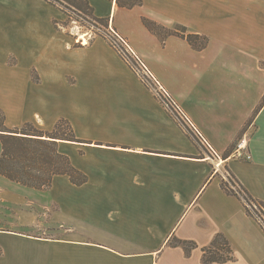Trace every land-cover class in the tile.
<instances>
[{
	"label": "crops",
	"instance_id": "0c3cea01",
	"mask_svg": "<svg viewBox=\"0 0 264 264\" xmlns=\"http://www.w3.org/2000/svg\"><path fill=\"white\" fill-rule=\"evenodd\" d=\"M85 1L164 84L161 73H198V90L183 83L189 91L175 95L181 106L168 94L228 174L264 202V0H140L132 9ZM64 17L47 0H0L4 123L50 131L67 120L79 142L60 141L58 152L86 177L75 186L56 176L40 191L0 176V264H202L217 234L234 258L221 264H264V231L222 187L223 168L102 38L74 46L55 25ZM142 18L182 25L208 44L160 41ZM240 136L249 161L232 158ZM174 239L197 248L186 254Z\"/></svg>",
	"mask_w": 264,
	"mask_h": 264
},
{
	"label": "trees",
	"instance_id": "16d2710c",
	"mask_svg": "<svg viewBox=\"0 0 264 264\" xmlns=\"http://www.w3.org/2000/svg\"><path fill=\"white\" fill-rule=\"evenodd\" d=\"M47 1L51 5L59 7L60 10L70 11L69 9H72L91 18L104 28L108 26L107 19H99L93 16L92 9L85 0ZM115 3L119 8L125 9L142 5L140 0H115ZM141 22L160 41H164L170 36L178 37L185 40L195 51L205 49L208 44V39L205 36L192 33L182 25L177 24L172 29H167L147 18H142ZM3 121L4 115L0 111V176L35 190L48 189L56 176L67 177L69 182L75 186H81L86 182V177L72 167L68 157L58 152L57 144L60 141L79 142L75 139L67 120L59 119L51 132L37 130L29 123H25L20 129L10 130L4 127ZM63 130L65 131L61 132ZM229 176L232 180L229 182L237 187L238 195L229 189L227 183L223 182L224 190L242 201L248 216L255 219V214L260 213L264 217V202L253 199L232 175ZM262 229L264 231L263 227ZM170 246L180 247L186 254L197 248L193 242L177 239L172 240ZM201 252L202 264H221L234 259L229 242L221 234H217L208 246L201 248Z\"/></svg>",
	"mask_w": 264,
	"mask_h": 264
},
{
	"label": "rangeland",
	"instance_id": "374dc122",
	"mask_svg": "<svg viewBox=\"0 0 264 264\" xmlns=\"http://www.w3.org/2000/svg\"><path fill=\"white\" fill-rule=\"evenodd\" d=\"M53 1H57V0H53ZM57 8L59 9V7H57ZM69 10L70 11H66V10H63V9L60 10V11H62L65 14V17L63 18L62 22H56L57 23L56 26H57V28L62 29L66 33V35L68 37H71L73 45L74 46H77V47H82L84 45H87L88 46L89 44L92 43V41L96 40L97 38H102L110 47H112L114 49V51H116V53L120 56V58L126 63V65L130 68V70L136 76V78L140 81V83L150 93H152V89L149 88L146 85V83L144 82V80H142V78L140 77V75L137 74L138 73V70H140L139 69L140 67L138 66V62H141L148 69V71L150 73H151L152 70L149 67V65H147L145 63V61H143V59L141 58V56H139L136 52L132 51V49L127 44V41H125V39H122V38L118 37L111 29H109V25L106 28H104L99 23H96L95 21H93L91 18H88L85 15L80 14L79 12H77L75 10L74 11L72 9H69ZM127 47H128V50H127ZM129 49L131 50V52L133 53V55L130 53ZM85 53L82 52L79 55H73V56L66 57L67 58L66 60L68 62H72V61H76V60H78V61L79 60H83L84 59V56H85ZM187 62H191V59L187 60ZM159 70H161V69H159ZM161 76L164 79V81L166 82V84L168 85V87H167L166 84H164V82L162 80L159 79V77H157L154 74L155 79L160 83V85L170 95H172V97L174 99L176 98L175 95H177L179 97L182 94H184V96H185L186 95L185 93H187L186 91H189V89L186 90V89H183L182 88L183 83H186V85L189 86V87L192 86V85H194V89L195 90H198L199 75H198V73H195L192 70V68H190V67H187L186 66V67H181V69L178 68V69H176L174 75H166L164 73H161ZM31 78H32V81L38 82V78H37V76H36V74H35V72H34L33 69L31 70ZM177 103L179 104L180 102L177 101ZM2 114H3V112H2ZM177 123L190 136H193L192 133H191V131H189L188 128L183 123H181V122L180 123L177 122ZM29 124H31V123H29ZM3 125H4V127L8 128L5 125L4 121H3ZM23 125L21 127H18V128H8V129H10V130H12V129H20V128L23 127ZM31 125L35 129L40 130L36 126H34L33 124H31ZM63 129H66V127H63ZM52 130H53V128H52ZM52 130H50V131L40 130V131H43V132H51ZM64 131L65 130H63L61 132H64ZM192 138H193V140H195L196 142H198V144L201 145V143L197 140L196 137L193 136ZM241 138L242 137L240 136L236 140V142L234 143V146L232 147L231 150H233V149L235 150V148L237 147V144L242 140ZM222 171H223L224 176H225L224 177V180L227 183L229 189L232 190L231 187H233L238 192L237 187L235 185L230 184L229 180H231V179H230V176H229L228 172L226 171V168L223 167V170ZM69 187H70L69 185L68 186H65V188H69ZM40 191H43V190H40ZM63 202L65 204H69L70 203L69 197H65L64 196V201ZM247 207L249 208L248 205H247ZM48 213H50V211H48Z\"/></svg>",
	"mask_w": 264,
	"mask_h": 264
},
{
	"label": "built area",
	"instance_id": "2783aa9c",
	"mask_svg": "<svg viewBox=\"0 0 264 264\" xmlns=\"http://www.w3.org/2000/svg\"><path fill=\"white\" fill-rule=\"evenodd\" d=\"M128 50V47H127ZM130 53L133 55L131 50ZM138 66L140 67L138 70V75L144 80L146 85L152 89V94L159 101L162 107L166 110V112L172 116L177 122L183 123L189 131H191L192 135L197 138V140L206 148L208 151L209 159L213 161L214 170H221L223 168V159L207 144L202 135L197 131L194 125L190 122L187 116L182 112L180 107L176 104V102L170 97L168 92L160 85V83L155 79V77L148 71V69L141 63L138 62ZM246 144L244 139H242L235 148L232 158L234 159H242L244 161L251 160L250 153L246 151ZM234 193L238 194L237 191L231 187ZM256 209V207H254ZM255 214V219L264 228V217L258 213Z\"/></svg>",
	"mask_w": 264,
	"mask_h": 264
}]
</instances>
